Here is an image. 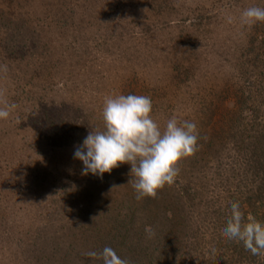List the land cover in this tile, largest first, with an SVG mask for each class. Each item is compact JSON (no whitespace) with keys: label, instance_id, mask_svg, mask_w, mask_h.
<instances>
[{"label":"rangeland","instance_id":"rangeland-1","mask_svg":"<svg viewBox=\"0 0 264 264\" xmlns=\"http://www.w3.org/2000/svg\"><path fill=\"white\" fill-rule=\"evenodd\" d=\"M249 7L264 0H0V107L16 104L0 120V264L104 260L98 232L82 245L57 233L87 229L76 224L80 202L100 181L82 175L73 153L90 130H104L106 97H149L161 130L173 117L194 123L196 146H206L190 159L199 175L243 178L253 139L264 145V21L242 23ZM223 124L241 135L214 144ZM123 166L113 176L130 172ZM101 187L121 203L115 180ZM190 196L198 207L208 200ZM192 211L202 231L212 227Z\"/></svg>","mask_w":264,"mask_h":264},{"label":"trees","instance_id":"trees-1","mask_svg":"<svg viewBox=\"0 0 264 264\" xmlns=\"http://www.w3.org/2000/svg\"><path fill=\"white\" fill-rule=\"evenodd\" d=\"M223 126L220 132L215 131L211 136L214 144L221 139L241 135L240 128L234 133L231 127ZM205 147L197 145L194 152L178 164L175 179L187 178L185 188L176 187L173 183L165 184L155 196L137 199V192L129 183L132 177L127 170L114 176L113 171L106 173L108 178L102 181L100 177L90 174L100 181V185L90 197H84L80 202L83 224L76 223L87 229H75L68 225L63 227V231H58L57 237H69L81 245L88 242L94 244L93 236L98 232L103 244L101 250L112 248L124 264H204L206 261L210 264H264V248H257L255 240L247 234L249 225L264 226V145H259L253 139L251 159L246 161L245 175L237 183L231 175L225 180L220 175L213 182L205 181V174L202 177L199 175L201 169L194 163L190 164V159L195 162ZM185 161L190 165L185 166ZM120 167L126 169L123 165ZM113 180L124 192L121 203L119 201L117 205L108 191L101 187L110 188ZM194 181L197 185L193 184ZM191 188L196 195L206 194V203L204 199L198 201L202 210L197 204H191L193 200L196 201L195 196H190ZM73 196L78 198L81 193L78 191ZM234 205L237 207L234 208ZM91 206L93 208L89 210ZM193 208L206 213V217L213 222L207 225L212 227L208 226L206 231H202L200 224L193 223ZM230 224L238 227L239 236L230 238L226 234L225 229ZM51 231L49 229L50 237L53 236ZM249 243L252 248H257L256 253L248 246ZM91 245L87 246V250ZM99 252L100 249L94 253L98 255ZM84 264L90 263L86 261ZM101 264H105L104 260Z\"/></svg>","mask_w":264,"mask_h":264},{"label":"clouds","instance_id":"clouds-1","mask_svg":"<svg viewBox=\"0 0 264 264\" xmlns=\"http://www.w3.org/2000/svg\"><path fill=\"white\" fill-rule=\"evenodd\" d=\"M241 21L253 24L264 21V7H249L241 14ZM6 71V68H2ZM16 104L0 107V120H6ZM152 101L144 95H117L105 98L103 131L90 130L73 156L83 165L82 175L103 177L121 165H130V175L137 199L155 196L165 184H172L178 175V164L192 154L197 144L196 125L190 121L169 119L161 130L151 116ZM134 177V179H133ZM234 208L237 206H233ZM231 237L240 235L237 226L225 229ZM247 234L257 248H264V226L249 225ZM253 253L257 248L248 245ZM95 256L96 253H89ZM101 255L105 264H124L115 251L105 247Z\"/></svg>","mask_w":264,"mask_h":264}]
</instances>
